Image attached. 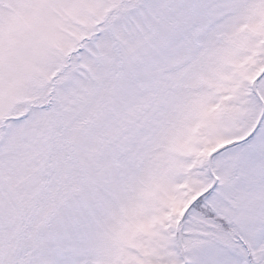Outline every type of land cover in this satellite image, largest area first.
<instances>
[{"label": "snow or ice", "instance_id": "1", "mask_svg": "<svg viewBox=\"0 0 264 264\" xmlns=\"http://www.w3.org/2000/svg\"><path fill=\"white\" fill-rule=\"evenodd\" d=\"M0 264H264V0H0Z\"/></svg>", "mask_w": 264, "mask_h": 264}]
</instances>
